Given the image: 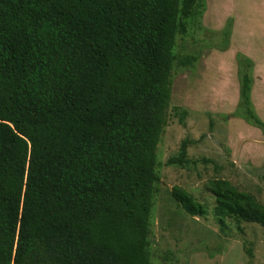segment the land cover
<instances>
[{
	"label": "trees",
	"instance_id": "1",
	"mask_svg": "<svg viewBox=\"0 0 264 264\" xmlns=\"http://www.w3.org/2000/svg\"><path fill=\"white\" fill-rule=\"evenodd\" d=\"M204 5L0 0V264H150L173 76L195 61L174 49ZM241 62L240 108L264 130L254 63ZM188 143L167 164L183 165ZM209 186L220 220L264 226L255 196L225 179ZM172 194L206 213L185 189Z\"/></svg>",
	"mask_w": 264,
	"mask_h": 264
},
{
	"label": "rangeland",
	"instance_id": "2",
	"mask_svg": "<svg viewBox=\"0 0 264 264\" xmlns=\"http://www.w3.org/2000/svg\"><path fill=\"white\" fill-rule=\"evenodd\" d=\"M177 36L168 123L158 146L160 180L152 212L150 264H264V226L216 214L209 183L225 179L264 204V130L240 108L241 76L254 63L250 100L264 122V0H204ZM230 29L226 38L225 31ZM184 112L186 114L184 115ZM187 140V161L167 164ZM181 187L206 213L174 199Z\"/></svg>",
	"mask_w": 264,
	"mask_h": 264
}]
</instances>
